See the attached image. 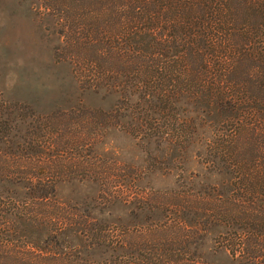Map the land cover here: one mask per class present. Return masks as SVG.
<instances>
[{"label": "trees", "instance_id": "trees-1", "mask_svg": "<svg viewBox=\"0 0 264 264\" xmlns=\"http://www.w3.org/2000/svg\"><path fill=\"white\" fill-rule=\"evenodd\" d=\"M36 2L58 36L54 62L71 67L81 90L118 100L109 110L77 104L40 114L0 95V264L175 256L183 242L164 249L152 243L156 229L140 238L92 218L97 207L58 197L61 185L93 181L109 204L120 202L122 166L98 153L109 131L176 153L203 147L202 163L219 179L192 205L187 191L177 193L185 197L169 203L172 214L200 212L188 223L201 239L218 228L215 244L233 262L264 264V0Z\"/></svg>", "mask_w": 264, "mask_h": 264}, {"label": "rangeland", "instance_id": "rangeland-1", "mask_svg": "<svg viewBox=\"0 0 264 264\" xmlns=\"http://www.w3.org/2000/svg\"><path fill=\"white\" fill-rule=\"evenodd\" d=\"M36 3V0H0L2 98L8 102L25 103L40 114H48L56 107L69 109L77 104L103 110L112 108L118 100L117 95L81 90L71 67L54 62L53 48L59 44L58 36L39 17ZM203 152V147L199 145L182 153L166 151L163 146L146 144L123 132L109 131L101 139L98 153L101 158L112 159L122 166L119 174L126 176V180L120 192L115 194V197L120 196V202L109 204L103 193L101 195L100 185L93 181L61 185L57 189L58 197L71 204L84 203L97 207L90 211L92 218L134 229L140 238L156 229L157 232L152 234V243H164V249H169L165 244L167 241L183 242L181 246L174 247L175 256L160 261L153 256L151 263L238 264L225 250L216 246L215 235L220 229L208 227L206 236L201 239L193 224L188 223L191 219L199 220L197 215L200 212L193 210L189 216L184 210L174 215L173 208L169 206V203L185 197L177 194L183 191L188 192L186 196L190 205L196 203L197 191L218 181V176L202 163ZM134 178L137 180L131 184ZM113 191L116 193L117 190ZM123 199L132 202L125 205ZM143 203H146L145 208H142ZM178 221L183 224L177 225ZM161 224L166 226V230L160 227ZM187 245L190 246L186 251L183 248H187ZM139 251L140 257L136 256L138 260L145 250L140 247ZM120 253L126 255L125 250ZM105 258L106 255L94 257L95 260Z\"/></svg>", "mask_w": 264, "mask_h": 264}]
</instances>
